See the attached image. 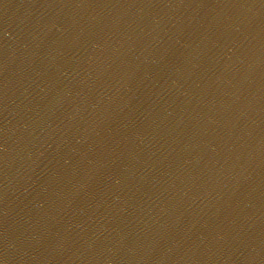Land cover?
<instances>
[{"label":"water","instance_id":"1","mask_svg":"<svg viewBox=\"0 0 264 264\" xmlns=\"http://www.w3.org/2000/svg\"><path fill=\"white\" fill-rule=\"evenodd\" d=\"M0 193L53 264H264V0H0Z\"/></svg>","mask_w":264,"mask_h":264}]
</instances>
